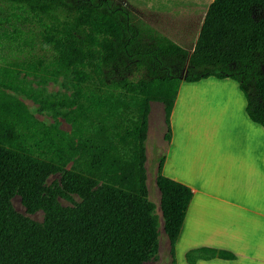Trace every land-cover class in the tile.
<instances>
[{
	"label": "trees",
	"instance_id": "1",
	"mask_svg": "<svg viewBox=\"0 0 264 264\" xmlns=\"http://www.w3.org/2000/svg\"><path fill=\"white\" fill-rule=\"evenodd\" d=\"M11 2L18 24L0 32V89H28L42 109H67L61 115L71 131L58 119L24 122L15 98L1 97L0 264H143L158 235L144 166L149 101L164 103L169 124L182 78L228 77L248 118L264 127V0H212L191 52L117 0ZM67 71L70 93L43 96L17 80L19 72L55 79ZM19 119L40 154L2 142L18 136ZM72 155L87 167H66ZM54 173L59 180L45 185ZM156 185L173 248L193 192L163 175L161 163ZM15 194L29 213L42 210L43 221L14 211Z\"/></svg>",
	"mask_w": 264,
	"mask_h": 264
},
{
	"label": "crops",
	"instance_id": "2",
	"mask_svg": "<svg viewBox=\"0 0 264 264\" xmlns=\"http://www.w3.org/2000/svg\"><path fill=\"white\" fill-rule=\"evenodd\" d=\"M216 79L231 78L181 80L169 124L164 103L149 101L144 147L154 121L161 126L164 146L156 161L155 184L161 163L163 175L193 192L173 244V263L264 264V127L248 118L242 91L216 87L211 84ZM194 87L209 89H189ZM152 106L157 107L153 117ZM163 232L170 243L164 220Z\"/></svg>",
	"mask_w": 264,
	"mask_h": 264
},
{
	"label": "rangeland",
	"instance_id": "3",
	"mask_svg": "<svg viewBox=\"0 0 264 264\" xmlns=\"http://www.w3.org/2000/svg\"><path fill=\"white\" fill-rule=\"evenodd\" d=\"M129 8L135 15L149 23L152 27L156 28L162 34L168 36L178 44L182 45L190 52L193 49L197 35L202 24L205 11L212 0H117ZM11 0H0V32L7 26L12 29L11 23H17L12 16V12L18 13L13 9ZM8 16V20L6 17ZM1 42H5L4 39H0ZM5 49H0V54L4 55ZM185 68L183 69V74ZM17 80L24 79L29 82L35 90H41L43 96L70 93L73 90V73L71 71L60 72L55 79L48 78L41 74L19 72L17 74ZM183 80V78H182ZM218 80V79H216ZM15 81V80H14ZM211 84L215 83L216 87L224 89H239L235 80L228 79L227 82L222 80H211ZM184 83H186L184 81ZM3 88V87H2ZM189 89H209V88H189ZM3 93L0 96V102H4L1 97H14L17 102V110L19 118L22 121H27L30 116L34 120L42 121L45 124L53 122L58 119L60 127L65 131H71L70 124L65 121L61 112H66L65 108L42 109L40 104L34 100L32 96H29L26 91L28 89H0ZM152 116L157 115V107L152 106ZM30 115V116H29ZM19 119V134L17 137H9L6 141L5 136H2V142L8 145H14L15 147L29 151L34 154H40V150L37 149L36 135L34 137L27 136L26 132H29L23 125V122ZM161 122V119H160ZM154 124L151 130L147 142H146V185L148 190V201L152 205L150 215L155 219L157 227V242L155 249L148 254L147 259L143 264H174L173 263V248L171 243L167 241L163 232V217L160 209V193L155 184V170L156 161L160 155L161 146L160 137L161 126H158L157 121L152 122ZM152 124V125H153ZM163 127V124H162ZM35 134V132H34ZM12 138V139H10ZM66 167H75L78 169H85L87 166L84 163L83 157L72 155L70 161L65 164ZM60 174H50L46 180L45 185L49 186L54 181L59 180ZM75 201H80L79 197L72 195ZM10 206L19 215L29 218L35 222H42L44 219V212L38 210L33 213H29L25 206L22 204L20 196L18 194L12 195L8 199ZM59 202L62 205H70L71 202L64 198H59Z\"/></svg>",
	"mask_w": 264,
	"mask_h": 264
}]
</instances>
